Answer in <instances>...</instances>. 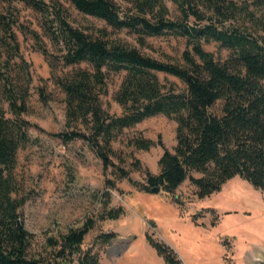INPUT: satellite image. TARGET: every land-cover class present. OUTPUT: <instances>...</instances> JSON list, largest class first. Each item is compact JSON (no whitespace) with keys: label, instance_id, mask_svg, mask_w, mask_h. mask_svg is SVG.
<instances>
[{"label":"trees","instance_id":"obj_1","mask_svg":"<svg viewBox=\"0 0 264 264\" xmlns=\"http://www.w3.org/2000/svg\"><path fill=\"white\" fill-rule=\"evenodd\" d=\"M70 2L80 12L100 18L114 29L135 33L141 46L146 45L145 36L171 34L184 37L190 49L183 51L182 64L165 62L111 39L105 28L97 29L93 35L63 19L56 21L58 31L53 38L61 45L62 64L85 62L92 71L77 69L56 78L65 94L70 129L51 135L63 142L85 141L101 160L104 175L111 167L119 178H128L127 171L113 160L112 142L123 129L161 114L176 122V144L170 150L159 138L162 153L157 161L158 173L147 171L144 182L131 181L133 186L147 192L157 187L159 192L177 199L175 190L188 180L201 199L238 176L264 191V33L254 35L232 23L235 2L228 0L231 11H218L230 21L228 28L224 21H220V27L213 23L199 25L205 19L197 9L185 10L182 21L165 18V8L158 0H140L136 12L124 16L113 0ZM51 6L52 13L61 12L55 4ZM148 12L151 20L146 17ZM189 17L196 20V25H188ZM5 30L10 32L8 27ZM9 36L17 50L14 34ZM201 40L219 42L228 50L227 56L216 59L202 47ZM39 48L47 54L44 47ZM158 72L175 76L183 88L161 81ZM111 74H122L113 94L120 114L109 113L99 100V94L107 91ZM7 100L14 118L6 117L0 106V264H99L97 251L92 244L85 246L84 239L96 219H115L122 213L121 207L107 208L106 188L117 189L115 181L104 177L106 200L95 218L87 217L80 225L45 233L43 242L35 246L36 235L25 227L22 214L26 198L20 196L15 176L17 150L28 139V121L20 117L26 110L25 100L18 99L14 91ZM78 123L84 131L78 129ZM153 144L144 137L128 140L133 149L148 150ZM133 160L138 166L139 161ZM191 220L198 224L195 214ZM149 223L155 226L152 220ZM114 236L102 233L97 238L108 241ZM145 237L165 264H183L171 246L148 233Z\"/></svg>","mask_w":264,"mask_h":264},{"label":"rangeland","instance_id":"obj_2","mask_svg":"<svg viewBox=\"0 0 264 264\" xmlns=\"http://www.w3.org/2000/svg\"><path fill=\"white\" fill-rule=\"evenodd\" d=\"M139 1L113 0L122 16L136 12ZM158 1L165 8V18L182 21L185 10L197 9L205 19L199 25L219 26L224 21L225 28L231 26L218 12L231 11L228 0ZM232 1L237 5L232 23L254 35L264 33V0ZM52 3L60 9L58 15L51 12ZM218 3L220 6L214 7ZM146 17L152 19L150 12ZM60 19L93 35L97 29L105 28L111 39L165 62L182 64L183 51L190 49L184 37L171 34L145 36L146 45L141 46L135 33L114 29L104 20L80 12L70 0H0V106L6 117L13 119L7 100L10 93L14 91L18 99L25 100L26 110L20 117L28 121V139L17 150L15 176L19 194L26 198L22 206L25 227L36 235L33 244L40 245L45 233L80 225L87 217L95 218L106 200L103 195L106 176L115 181L118 189L106 188L107 208L123 210L115 219H96L85 236L84 244L93 245L99 264H165L146 241V233L169 246L168 241L171 242L183 264H255L256 259H263L264 191L253 188L247 181L235 176L219 191L201 199L188 180L175 190L177 199L159 190L147 192L131 184V181L144 182L147 171L158 173L157 161L162 153L158 139L170 150L176 144L173 119L161 114L148 117L123 129L112 142L113 160L127 171L128 178H119L111 167L104 175L101 160L85 141L63 142L51 135L70 129L65 94L56 78L77 69L92 71L85 62L62 64L61 45L53 38L58 31L56 21ZM195 21L189 17L187 23L192 26ZM7 27L10 32L5 30ZM9 33L15 36L17 50ZM40 45L46 49V55ZM201 45L216 59H224L228 54L215 40H201ZM157 75L161 81L183 88L175 76L162 72ZM121 79L122 74H111L107 91L99 94L102 108L111 114L121 113L113 100ZM76 125L85 130L80 123ZM134 137L148 138L154 144L148 150L133 149L128 140ZM133 158L139 161L138 166ZM193 214L198 224L191 220ZM151 220L155 226L149 223ZM102 233L115 236L102 241L97 238ZM132 235L136 237L123 248L124 240ZM219 254L225 262L220 261Z\"/></svg>","mask_w":264,"mask_h":264},{"label":"water","instance_id":"obj_3","mask_svg":"<svg viewBox=\"0 0 264 264\" xmlns=\"http://www.w3.org/2000/svg\"><path fill=\"white\" fill-rule=\"evenodd\" d=\"M152 192L153 193H157L158 192V188L157 187H153L152 188ZM135 237H136L135 235H132V236L129 237V239L124 240L123 248H126L129 245L130 240L134 239ZM255 264H264V258L263 259H256Z\"/></svg>","mask_w":264,"mask_h":264},{"label":"crops","instance_id":"obj_4","mask_svg":"<svg viewBox=\"0 0 264 264\" xmlns=\"http://www.w3.org/2000/svg\"><path fill=\"white\" fill-rule=\"evenodd\" d=\"M167 196H169L170 198H171V196L170 195H167ZM209 227H211V226H209ZM168 243L172 246V247H174V249H175V246L174 245H172V243L171 242H169L168 241ZM178 253V252H177ZM219 257H220V254H219ZM221 258V257H220ZM220 261L221 262H225L222 258L220 259Z\"/></svg>","mask_w":264,"mask_h":264}]
</instances>
